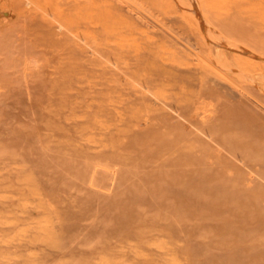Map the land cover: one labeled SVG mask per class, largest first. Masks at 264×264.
Instances as JSON below:
<instances>
[{"label":"rangeland","instance_id":"obj_1","mask_svg":"<svg viewBox=\"0 0 264 264\" xmlns=\"http://www.w3.org/2000/svg\"><path fill=\"white\" fill-rule=\"evenodd\" d=\"M3 2L0 264H264L263 90L234 97L208 83L199 114H164L159 100L127 119L124 102L145 81L166 101L198 82L194 56L149 12L130 0ZM149 3L173 26L197 5L245 39L240 60L264 73V0ZM60 11L85 56L47 40L50 22L68 29Z\"/></svg>","mask_w":264,"mask_h":264},{"label":"bare ground","instance_id":"obj_2","mask_svg":"<svg viewBox=\"0 0 264 264\" xmlns=\"http://www.w3.org/2000/svg\"><path fill=\"white\" fill-rule=\"evenodd\" d=\"M3 1H4L3 5H10V4L13 3V0H3ZM130 1L133 3L132 4L130 2V4L138 6L139 8H142V9L146 10L147 12H149L151 14V18L152 19L149 16L148 17L151 20H153V22L155 24H157L162 29L161 33L164 36H166V37L171 39V41L173 42L174 46H176V48L178 49L179 53L184 54V55L188 54L189 56L191 55L192 57L194 56L193 58H195L194 60H196L195 61V65L196 66L194 65V67H195V70H196L197 79H198L197 81L198 82L196 83V86L194 87L193 91L190 93V95L188 94L189 96H186V98H183V99L177 100V101L176 100L175 101H166V99L163 98L164 95L162 96V92L154 91L152 86H151V84H150V81H145L144 83H142V87L143 88L136 87L134 92L131 93V95L124 102V105H123V107H124L123 110L124 111L123 112L126 115L125 118H127V119L128 118H132V119L133 118H137L138 115H139V112L148 111L150 109H153L156 106V104H158L156 102L159 101V100H161V102L162 101L164 102V104L161 105V109L164 110V114L172 115V113H176L177 115L181 116L184 113V111H187V110L188 111L189 110H193V111H195L196 114L197 113L199 114L201 111H204L205 107H208V104H206V92H205V88L207 87L208 83H213V85L217 86L220 89L225 90L226 92H228V94L230 96H234V97L247 96V95L249 96L251 94V93H249V90L250 91H252V90L255 91V90H257L256 88H259L260 90H263L262 92L264 93V73H262L263 71L261 72L262 75H259L258 73L253 72L254 68L252 69L253 70L252 71L251 68L248 67V65H247V67L244 66L243 63H242V60H240L242 58H239L240 53H241V52L239 53V51H238L239 47L243 49V50L240 49V51H242V53L246 52V51L249 53V50H248L249 48L246 46L248 43L246 44V42H242L245 39L244 40H243V38L242 39H238L237 36L235 35V33L227 32L226 30H224V29H228L229 26H227V28H223V29L221 28L220 29V26L218 27L217 25L212 24L213 22L209 18L208 19L210 21H208V19H207V17L205 15H204L205 16L204 17V16H202V14H199V9L196 10V8H198L197 5L194 6V7H196L195 8V12L198 11V13H196L197 15L195 16V12L193 11L194 13H192V11L190 12L189 11L190 9L187 8V7H189V8H191V10L192 9L194 10V8H192L193 6L191 5L192 0H179V1H181L182 5L185 6L187 8V10H188V11L181 12V14H180L181 22H182V24H180L181 26H173V25L169 24L168 21H166L163 18H161L160 14H158V12L156 13V11L155 12L153 11V9H152L153 6H151V4H150L152 2L149 3V0H130ZM177 2H178V0H177ZM193 5H195V4H193ZM125 6L127 7V5H125ZM200 13H201V11H200ZM41 14H43V13H40V15ZM66 15H67V13L65 11H60V14L56 15V17L58 19L54 18L53 14H52V17H53L54 20L56 19L55 21H57V20L61 21V23L64 26L68 27V29H70V30L64 28L63 26H60V25L55 24L53 22H50L49 24H50L51 29H53V31L50 32V30H49L50 28L49 29L46 28L47 31L50 32L49 35L45 34L46 36H48L47 40L48 39L51 40L52 43L61 46L65 50L66 49H68V50L70 49L71 52L74 53V54L84 55L85 56L86 52L89 51V47H88L89 45L85 46V45H83L84 43L83 44H82V42L80 43V40L85 39V38H81L80 40L77 39L76 37L79 36L78 32H76V34H74V35L70 32V31H74L72 29H74L75 28L74 26H76V25L71 27L69 25V22L66 21V18H67ZM28 16H29V14H28ZM38 16H39V14H38ZM44 16H45V14H44ZM41 17H43V15L38 17V18H41ZM194 17H196V18L194 19ZM46 18H48V17H46ZM164 18H166V17H164ZM43 19H45V18H43ZM191 21H192V23H191ZM150 26H152V24ZM215 26H217V28ZM43 31H45V29ZM47 31H46V33H48ZM231 31H234V30H231ZM239 40H240V42H239ZM92 41L95 44L96 41L95 40H92ZM237 42H239V43H237ZM242 44H246V45L243 46ZM93 46L94 45L91 44V48H93ZM245 47H247L248 49L245 48ZM252 47L253 46L250 47V49H251L250 51L252 53H254V51L256 52V50L252 51ZM111 48H113V47H111ZM244 49H246V50H244ZM110 54H111V52H110ZM119 56H121V55H119ZM95 57H96V55H95ZM109 58H107V59H109ZM108 62H110V61H108ZM114 65H115V63H113V67H109V65H107V63H106V66H107L106 69L110 73L112 72L113 74H115V73L118 74L119 72L116 69V65H115V67H114ZM134 65H135V63H134ZM133 66H132V68H133ZM104 70H105V68H104ZM184 70H186V69H184ZM158 72H159V70H158ZM139 73H140V71H139ZM192 75H194V74H192ZM136 76H138V75L136 74ZM103 77H105V76H103ZM107 77H109V75ZM101 78H102V76H101ZM114 78L116 79V77H114ZM128 80H130V78ZM165 80H167V79L165 78ZM117 81L118 80H116L115 82H117ZM122 81H121V84H122ZM125 82L127 83V81H125ZM155 83H157V81ZM163 83H164V81H163ZM191 83H189V84H191ZM128 84H129V82H128ZM135 84L137 86V83H135ZM173 84L177 85L176 83H173ZM123 85L125 86L124 83H123ZM180 85H182V84H180ZM171 86H172V84L170 85V88H171ZM183 86H184V84H183ZM130 87H129V89H130ZM167 88H169V87H167ZM253 88H255V89H253ZM97 89H98V87H97ZM126 89H128V88H126ZM94 90H96V89H94ZM160 91H161V89H160ZM171 91H172V88H171ZM171 91H170V93H171ZM101 92H102V90H101ZM127 92H130V91H127ZM183 92H184V90H183ZM125 94H126V92H125ZM117 95H118V93H117ZM120 95H121V93H120ZM166 95H167V93H166ZM251 95L253 96V94H251ZM111 107H109V108H111ZM120 107H121V105H120ZM207 109H208V112H210V109L209 108H207ZM154 110H155V108H154ZM88 111H90V110H88ZM205 113H207V111ZM146 114H148V113H146ZM210 115H212V113ZM123 116H121V117H123ZM204 118H206V117H204ZM102 120L104 121L103 118H102ZM106 121H107V119H106ZM147 122L148 121H146V123ZM108 125H110V123Z\"/></svg>","mask_w":264,"mask_h":264}]
</instances>
